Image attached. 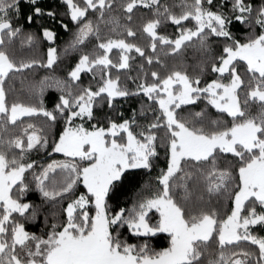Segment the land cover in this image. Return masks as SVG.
Wrapping results in <instances>:
<instances>
[{"label": "snow or ice", "instance_id": "1", "mask_svg": "<svg viewBox=\"0 0 264 264\" xmlns=\"http://www.w3.org/2000/svg\"><path fill=\"white\" fill-rule=\"evenodd\" d=\"M28 2L35 6V16L45 14L37 0ZM63 2L71 20L80 25L71 47L83 44L91 35L101 42L97 51L80 56L68 72V80L56 82L61 95L54 110L48 111L42 100L40 107L8 101L7 81L36 64L51 69L58 56L56 48L50 47L46 63L17 61L5 50L6 42L21 33L12 23L19 0H0V264H264V236L254 234L257 227L264 228V5L254 9L247 0H231L230 14H225L213 10L214 0H180L174 5L180 9L176 14L161 0H125L123 11L128 21L138 5L155 9L156 18L142 29L150 38L152 53L158 45L167 47L166 55H178L193 45L207 53L211 37L230 41L211 64L217 78L204 86L199 76H189L186 71L173 70L163 76L152 71L150 83L144 79L135 91H129L111 70L129 69L133 52L148 65L160 64L159 57L154 60L125 39L101 40L100 22L119 27L118 20L106 19L115 0ZM90 11L98 13L95 24L87 20ZM47 15L55 16L52 12ZM32 19L28 17L29 22ZM233 20L250 30L243 42L229 30ZM186 21L194 22L193 26L187 27ZM162 22L179 26L178 35H159ZM124 31L127 37L137 35L131 28ZM43 37L54 41L55 34L44 29ZM34 39L26 37L29 45ZM114 49L118 50L115 61L110 57ZM82 74H91L96 87H80ZM46 80L34 86L36 95L43 96ZM141 94L151 102L148 108L153 113L146 125L141 126L134 115L121 122L109 118L106 127L99 122L85 127V122L95 119V107L106 104L114 108L117 98ZM201 100L206 101V107L230 117V123L208 118L205 110H188L187 106ZM253 107L257 108L255 114ZM185 110L188 114L181 115ZM37 114L53 124L58 116L64 119L52 152L68 158L53 161L33 174L35 188L45 203L68 201L62 207V219L52 213L54 222L43 236L29 233L23 222L39 214L38 208L23 200L29 191L26 173L35 165L25 158L38 146L46 148L48 139L38 135L32 124L22 135H10L22 117ZM140 115L147 118L144 110ZM134 125L140 130L134 131ZM159 147L165 149L166 167L156 176V189L131 208L113 210L109 200L129 178L126 174L156 167ZM229 154L236 164L221 167ZM81 185L84 191L77 195ZM222 196L231 201L223 216L219 207L212 205L214 199L219 204ZM122 229L142 239L130 243ZM158 234L168 238V246L160 251L149 243ZM245 243L255 246L254 250L241 247ZM213 251L218 255L213 257Z\"/></svg>", "mask_w": 264, "mask_h": 264}, {"label": "trees", "instance_id": "2", "mask_svg": "<svg viewBox=\"0 0 264 264\" xmlns=\"http://www.w3.org/2000/svg\"><path fill=\"white\" fill-rule=\"evenodd\" d=\"M79 2V0H77ZM125 0H115L113 9L107 13L106 19L109 21L118 20L119 27L115 24L100 22V38L101 40L111 39H125L127 42L135 43L145 50L146 55L159 57L160 64L153 63L148 65L146 60L139 57L135 52L130 55L135 57L130 61L131 67L125 70L116 69L111 70L113 77L116 75L120 76L121 84L129 89V91H135L137 85L144 79L147 82H151L152 71H157L161 75H167L170 71L181 70L186 71L189 76L201 78V86L206 85L213 79L217 78L216 73L211 72V64L215 61L221 52L224 44L230 43L225 41L224 38L211 37L209 39V51L207 53L197 50L196 46H189L185 48L180 54L172 55L167 54L168 49L165 46L158 45L157 52L152 53L149 47L150 38L147 34L143 33V26L152 19H155V9L145 8L139 6L133 10L132 20H127V13L123 11V4ZM216 7L213 10H223L225 14H230L231 0H214ZM254 9L264 5V0H247ZM162 4L172 7V10L179 14L180 9L178 6L180 0H161ZM219 5H224L222 9ZM37 6L41 7L45 13L41 16H35L32 9L35 7L31 5L28 0H19V11L12 16V23L14 27L21 29L20 35L14 38L10 43L3 46L11 55H13L17 61H31L36 60L41 63L47 61V51L50 47H54L57 50L58 60L51 69L40 66V64L34 65L32 69H26L23 73L16 74L12 79L7 81L5 87L8 91V101L20 102L25 105H31L35 107L41 106V100L43 107L48 111H53L55 105L59 102V96L61 92L57 89V81L68 80V72L75 66L81 55L88 53L92 54L96 49V45L101 42L97 40L95 35L89 36L85 42L76 47H71L75 41V37L80 27L79 24L73 22L68 15L67 5L63 0H37ZM52 12L55 16H49L47 13ZM32 16L33 19L29 22L28 17ZM98 13L89 12L87 20H91L97 23ZM187 27H192L193 23L184 22ZM67 25V28L64 26ZM115 28V31H113ZM125 28H131L137 33L136 37H127ZM49 29L55 34L54 41H48L43 37V30ZM229 30L232 35L241 40H246L249 34V28L245 25L239 24L233 20V23L229 26ZM159 35H164L169 38H175L179 32V26L171 24V22H162L157 29ZM256 31L259 32V26ZM32 35L35 39L29 45L26 41V37ZM7 40V38H6ZM118 50H115L111 54V58L115 61ZM143 65V69H141ZM240 71H243L241 68ZM145 74H147L145 76ZM46 80L45 91L43 96L36 95V89L34 86H38L41 81ZM227 82V80H225ZM91 84L94 88L96 87V81L92 79L91 74H82L81 81L79 82L80 87H87ZM151 102L147 100L142 94L138 96H129L125 98H117L114 101V108H108L105 105L94 108L95 119L93 121L85 122V127H91L93 123L99 122L101 126H107V120L114 119L117 122H121L125 119L131 120L135 115L137 122L143 126L150 122L153 113L149 110L148 106ZM191 112H197L205 110L208 118L220 119L226 123H230L231 118L227 117L226 114H220L212 109L211 106L206 107V101H198L196 105L187 106ZM147 112V118L140 115L141 111ZM188 110H185L181 115H187ZM252 113L257 112V108L251 109ZM78 121V120H77ZM81 123V121H79ZM28 124H32L37 130V134L48 139V146L46 148L38 146L37 149L27 153L26 162L35 161L34 168L26 173V183L29 185V191L23 197L24 202H29L39 209V214L35 219H28L23 221L25 228L29 233H34L37 236H43L48 232L49 224L54 222L52 213H56L58 218L62 219V207L66 206L67 200L63 201L62 204L45 203L38 190L35 188V181L33 174H38L43 167L53 161H64L68 158L64 157L60 153L52 152V145L55 140H58L59 135L62 133L65 126L64 119L58 116L57 121L53 124L48 121L41 114L34 116H25L17 122V126L11 129L10 135H22V130L27 127ZM134 131H139V128L133 126ZM32 129H29L31 132ZM159 135H163L161 131ZM26 139V137H25ZM159 158L156 161V167L151 171L138 169L131 170L128 174V179L123 182V186L119 192L115 195H111L109 200L110 207L113 210H118L119 207L131 208L134 203L141 197L148 196L152 191L156 189V176L159 174L160 169L166 167V156L165 149L163 147L158 148ZM14 153L18 154L19 150H14ZM229 164H236V159L230 154L225 160L221 161V167H227ZM235 168L233 173L235 175ZM84 189L81 186L77 188V195L83 192ZM15 192V189H14ZM213 206H218L220 209L221 216L227 213L231 208V201L227 196H222L217 200L212 201ZM47 217V221L45 219ZM125 239L130 243H139L142 238H136L130 236L127 231L121 230ZM254 234L258 236H264V228L257 227L254 229ZM149 243L152 248L156 251L163 250L168 246V238L166 234H158L154 238H150ZM241 247L247 250H254L255 246H249L246 243L242 244ZM239 251V249H234ZM218 253L213 251V257L217 256Z\"/></svg>", "mask_w": 264, "mask_h": 264}, {"label": "rangeland", "instance_id": "3", "mask_svg": "<svg viewBox=\"0 0 264 264\" xmlns=\"http://www.w3.org/2000/svg\"><path fill=\"white\" fill-rule=\"evenodd\" d=\"M115 50H116V49H114L113 51H115ZM111 54H112V53H110V56H111ZM76 123H77V124H79V120H78V121H76Z\"/></svg>", "mask_w": 264, "mask_h": 264}]
</instances>
